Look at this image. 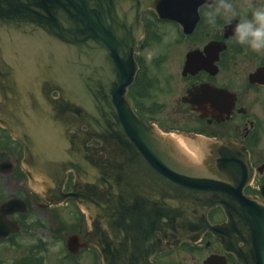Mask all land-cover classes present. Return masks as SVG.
I'll return each mask as SVG.
<instances>
[{
    "label": "water",
    "instance_id": "95a60500",
    "mask_svg": "<svg viewBox=\"0 0 264 264\" xmlns=\"http://www.w3.org/2000/svg\"><path fill=\"white\" fill-rule=\"evenodd\" d=\"M196 1L0 0V124L23 145L35 191L53 204L72 198L85 213L102 264H152L156 234L176 245L229 230L264 250V203L242 192L253 175L246 151L183 135L186 150L146 125L127 97L140 15L193 27ZM198 61L192 52L186 67ZM68 171L74 184L64 194ZM217 206L227 220L212 226ZM21 210L3 203L0 238L18 230L5 216Z\"/></svg>",
    "mask_w": 264,
    "mask_h": 264
},
{
    "label": "flooded vegetation",
    "instance_id": "af4514ba",
    "mask_svg": "<svg viewBox=\"0 0 264 264\" xmlns=\"http://www.w3.org/2000/svg\"><path fill=\"white\" fill-rule=\"evenodd\" d=\"M230 2L234 4L235 0ZM209 7L203 5L200 8V21L195 33H181L179 36V76L158 74L161 82L155 86V91V75L146 77L147 67L141 61V54L147 44L155 40L151 45L154 56L152 70L158 73V67L162 63L158 56L164 54L165 58H168L174 53L171 47L175 46L157 45L169 43L167 40H161L162 36H169L161 34L162 25L177 26L154 17L150 22L147 18L148 14L152 15L150 13L142 15L145 35L142 52L138 55L139 78H147L148 83L140 87V83L134 85L133 81L132 107L144 121L154 123L164 131L172 130L180 134L216 140L229 139L243 145L255 171L253 181L244 188V193L264 203V82L262 73L257 77L253 76L259 70H264V51L254 52L249 47L235 42L232 31L224 29L234 17L218 16L215 26H210L205 17ZM248 10L249 6H246L245 12L248 13ZM153 24L160 27L158 31ZM151 31L157 36L152 35ZM174 32L176 30L172 33ZM207 47L209 48L206 49ZM211 48H214V51ZM194 51L200 56L197 66L183 70L187 55ZM175 78H178L180 84L176 89L170 86V81ZM171 95L173 98L170 100L168 97ZM150 96L151 106L146 108L143 98ZM23 156V147L0 126V175L7 176L12 183L6 186L18 192V195L10 198L19 199L25 205L23 213L14 212L7 218L15 221L20 230L21 219L34 209L41 210L46 216L44 218L52 223L64 222L63 225H66L67 222L66 227H62V230H65L63 234L66 259H75L87 251H93L95 256L93 255L92 264H101L98 252L88 242L89 230L84 214L80 210L75 214L72 207L75 203L71 199L62 205L53 206L46 197L37 193L28 183L22 164ZM60 213H64L63 221L59 219ZM209 219L217 225L224 222L225 215L220 208H216L209 213ZM36 230L49 229L41 227ZM51 230L57 229L54 227ZM70 235L77 241L73 242L72 249L69 250L67 237ZM157 236L159 243L151 259L152 264H264L263 243L251 242L249 235L239 237L230 234L229 230L217 229L215 233L207 230L197 241H183L175 246L168 245L165 239ZM239 239L243 242L235 243Z\"/></svg>",
    "mask_w": 264,
    "mask_h": 264
},
{
    "label": "rangeland",
    "instance_id": "374dc122",
    "mask_svg": "<svg viewBox=\"0 0 264 264\" xmlns=\"http://www.w3.org/2000/svg\"><path fill=\"white\" fill-rule=\"evenodd\" d=\"M233 5L236 13L234 18L239 21L240 19L244 18V16L250 17L251 11L257 6L264 7V0H235ZM249 5H251V7H249L248 13H246V6ZM147 18H149L150 22H152L153 15L148 14ZM153 25L158 31L159 26L157 24ZM175 30L176 29L173 26L166 24L162 25L161 34H169V36H162L161 40H167L170 44L159 43L157 45L161 47H165L168 45L175 46H170L171 50H173L174 53L170 54L168 58H165L164 54L158 56V58L162 61L161 65L158 67L160 68L158 73H154V71L152 70V62L154 56L152 55L153 46L151 45L155 40H151L147 44V48L145 47L144 51L141 54V61L147 67L146 77L148 78V76L150 75H155L153 79L154 91L155 86L161 82L160 78L157 76L158 74L168 75V77L179 76L180 70H178L177 61L179 58L178 51L180 50L179 47L181 44H178L179 35L176 36V32L172 33ZM151 34L155 35L152 31ZM156 36L157 35H155V37ZM147 78H139L138 83H140V87L148 83V81H146ZM171 85L175 89L178 88L180 86L178 78L170 81V86ZM151 97L152 96L143 98V103L146 105V108H150L151 106ZM172 98L173 95L168 97V99L170 100ZM10 183H12V181L7 176L0 175V202H4V200L6 199L18 195V192H16L15 189L10 190L6 186ZM72 207L74 208L75 214H77V207L75 205ZM59 216L60 221H63L64 213H60ZM44 217L46 216L41 210H32L27 214V216L23 218V220L21 219L22 229L17 234H14L12 237H9L7 239L0 240V264H21V262H26L27 258L32 261L29 262V264H92V262L94 261L93 251H87L86 253L82 254L80 257H76L75 259H66L67 257L64 256L65 237L63 234L65 230H62V227H66L68 223L66 222V225H63L64 222L52 223L50 220ZM41 227L49 230H36L37 228ZM54 227L57 230H51ZM22 259H24V261H21Z\"/></svg>",
    "mask_w": 264,
    "mask_h": 264
},
{
    "label": "clouds",
    "instance_id": "9594fccd",
    "mask_svg": "<svg viewBox=\"0 0 264 264\" xmlns=\"http://www.w3.org/2000/svg\"><path fill=\"white\" fill-rule=\"evenodd\" d=\"M251 7V5H249ZM235 17L234 5L230 0H212L205 17L210 26H215L218 16ZM235 42L249 47L254 52L264 51V7H256L251 15L245 16L234 27Z\"/></svg>",
    "mask_w": 264,
    "mask_h": 264
},
{
    "label": "bare ground",
    "instance_id": "6f19581e",
    "mask_svg": "<svg viewBox=\"0 0 264 264\" xmlns=\"http://www.w3.org/2000/svg\"><path fill=\"white\" fill-rule=\"evenodd\" d=\"M174 138L176 139V141L183 147L185 145V143L183 142L182 139L178 138L177 136H174Z\"/></svg>",
    "mask_w": 264,
    "mask_h": 264
}]
</instances>
